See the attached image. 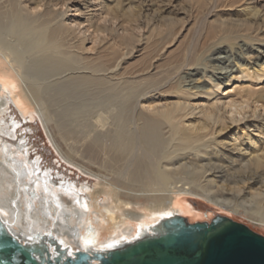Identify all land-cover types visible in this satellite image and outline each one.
I'll list each match as a JSON object with an SVG mask.
<instances>
[{
	"label": "bare ground",
	"instance_id": "obj_1",
	"mask_svg": "<svg viewBox=\"0 0 264 264\" xmlns=\"http://www.w3.org/2000/svg\"><path fill=\"white\" fill-rule=\"evenodd\" d=\"M193 1L202 20L192 39L190 29L185 35L188 50L177 45L181 58L161 64L166 47L152 50L150 40L166 0H0V216L22 242L53 235L70 254L106 251L153 234L177 214L197 223L187 197L228 203L220 192L231 184L238 191L260 185L253 197L264 205V95L254 83L264 79V67L248 65L264 58V0H239L240 35L222 22L204 38L218 0L206 9ZM143 26L151 27L141 40L152 45L149 61L125 68ZM117 40L125 50L116 49ZM242 79L251 85L233 89L238 99L221 96L223 86ZM9 101L22 114L36 111L63 159L97 181L88 200L74 203L77 192L64 183L51 189L52 174L38 161L34 169L26 149L20 159L16 126L4 117ZM251 108L261 110L259 121L244 123L255 117ZM230 112L240 118H225ZM245 214L264 226L263 216Z\"/></svg>",
	"mask_w": 264,
	"mask_h": 264
},
{
	"label": "rangeland",
	"instance_id": "obj_2",
	"mask_svg": "<svg viewBox=\"0 0 264 264\" xmlns=\"http://www.w3.org/2000/svg\"><path fill=\"white\" fill-rule=\"evenodd\" d=\"M76 1L79 3L82 0H76ZM166 1L167 2L163 4L164 5L163 10L165 11L163 14V18H164L163 20L164 21H161L160 22L161 24L159 22H155L153 24V28L157 29V33L150 40V41H153L151 44L154 47H152L151 44L145 43L146 40L141 42V40L144 39V37L145 38L148 37L149 32H150V28H151V27H144L143 26V29L141 31L140 30L137 31L136 38L131 42L133 45L132 47H134L135 50H134L133 56L130 59H128L127 62L125 63V65H124L125 68L130 67L133 70H138L140 68L141 63H144V61L145 62L149 61L150 56H149L148 52L151 51V50H149L150 46L152 47V50H153V48L164 49V47L162 45H164L166 47V50H165L166 54H165V57H163L164 60H162V62H160L161 64H164L165 63L164 61H166V59L177 60V59L181 58L182 49H183L182 47H185V50H188L187 43L190 44L191 39L194 36L193 33H194L195 29L199 27V25H200L199 22L202 20V17L198 14L199 10L195 9V7H197L196 2H194L193 0H166ZM168 2L171 3V6L167 5ZM201 2H202V4H201L202 7L203 8L205 7V9L207 6L211 7V5H212L211 0H206V1L202 0ZM241 2L242 1H239V0H218L217 2H215V5L217 7L216 11L214 12L213 17L209 18V20L212 21L213 23H211L209 25L210 28L209 27L203 28L207 32V33L203 32V38L208 33H211V32L215 33V29L217 30V28H218V26H216V25H219L222 22L229 23L230 25H228V28L233 31V35H238L240 28L238 29L236 27V25H234V24L237 23V25H238L237 21H238V19L241 18V16H238L235 13V8L242 6ZM4 7H5L4 13L7 16L6 20L9 22V19L11 18L10 17L11 16L10 7H8V4L6 2L4 3ZM76 7L79 8V5H76ZM166 8L168 10H166ZM181 13H182V15H181ZM73 15H75V13L71 12L70 16H73ZM82 21L84 22L85 20L82 19ZM165 21H166V23H165ZM171 21L172 22H179V23H177V25H175V26H171L172 25ZM214 22H218V23H215V26H214L215 28L213 29L214 31H212L213 27L211 28V26H212V24H214ZM182 24H184V25H182ZM231 25L235 28H232ZM161 26H163V27H161ZM170 28H173V29L171 30ZM161 29H163L162 33H163V31L167 30L165 32H166V34H168L167 35L168 37H169V32L172 34V35H170L169 39L166 38L167 36H165V32L161 35V32H160ZM189 29L191 31H189ZM210 29H211V32L210 31L208 32V30H210ZM169 30H171V31H169ZM188 31L192 34L188 33ZM243 31L244 30H242V33H243ZM173 32L175 33L174 38L171 37V36H174ZM179 32H181L182 34ZM177 33H179V35H177ZM245 33L246 32L244 31V34ZM240 34H241V32H240ZM185 35L186 36L189 35V38H191V39H189L188 37H185ZM103 36H107V34H105ZM176 36H178L179 38L175 39ZM163 37H165V38H163ZM174 39H175V41H174ZM108 40H110V38H107V41ZM154 40L157 41L156 43L158 45L155 43ZM158 40H159L162 47L160 46ZM160 40H162V41H160ZM171 40L173 42H177V43H174L175 45L174 44L172 45ZM184 40L186 41V45L184 44L185 43ZM180 41H182V43H179ZM121 42L122 41L117 40V42H116L117 44H116L115 41L114 42L111 41L109 45H111V44L115 45L116 44V49L118 51H120L122 49L125 50L126 45L122 44ZM166 42H168V43H166ZM165 43H166V45H165ZM180 44L181 45L183 44L184 46L182 45V47H181ZM146 45H148V46L146 47ZM167 45L169 47H167ZM177 45H179V47L182 48V49L180 48V50H179L181 52H175V51H178L176 49L179 48ZM90 46H91V42L88 43V47H90ZM151 47H150V49H151ZM144 50L147 51V53L143 52ZM185 50H183V53L185 52ZM114 51H115V46L113 47V50H110L109 52L114 53ZM173 51L176 54L180 53V56H179V54L176 55L175 53H173L174 55H172ZM169 52L171 54H169ZM107 54H108V52H106V54H104V55H107ZM168 55H170V56H168ZM261 55L264 56V52H262ZM183 56L184 55H182V57ZM144 57H146V58H144ZM173 58H176V59H173ZM251 63L252 64H248V65L256 66L259 68L264 67V58L262 57V58L256 59L255 57H253L251 59ZM254 83L259 84L258 86L255 87V90L258 91V93H259V95H257V96H263L264 95V79L260 82H254ZM232 84L229 87H226V86L222 87L221 96H227L228 94H231L233 96V97H231V99H238V96H239L238 92H237V94H235L236 92H234L233 89L235 87L240 86L239 88H243L245 90L246 88H249L251 85L249 80H247V79H244V80L242 79V80H238V81L235 80ZM5 94H6V92H4L3 89H1V87H0V97H2ZM221 100L224 103H227L229 101V99H226L224 97H222ZM9 102H11V103H8V105L5 107V109H7V112H6V115L4 117L11 124H15V126H16L15 127L17 130L16 137L13 138L12 141L14 142V145H16V144L21 145V149L23 150V152L19 153L20 159L24 160V155H25L24 152L28 151V158H29V161L31 162V164H33L34 169L37 168V161H38L40 163V167H41L42 171H44L45 173L50 172L52 174L51 178L53 180L52 181L53 184L48 185L51 189H54V188L56 189V188H58V186L60 184L64 183V184L69 185V187H71L72 189L75 188L77 194L73 195V199H74L73 202L74 203L79 200L80 196H81V201L83 200V198L84 199L86 198L88 200L89 198L87 195H91L98 188L97 181L91 177L86 176L78 168L70 165L69 163H67L63 159V157L59 154V152L53 146V144H52V142H51V140H50V138L46 132L44 124H43L41 118L36 113V111L33 110L31 113L22 114V111L16 105H14L12 101H9ZM200 103H204V102H200ZM246 112H248L249 115L255 116V117L253 119L252 118L246 119L244 123H246L247 121L251 122V123L259 121V119H256V118L259 117L260 114H262L261 110H257L254 114L253 108L246 110ZM242 114H245V111H242ZM224 117L228 118V119H230V118L235 119L236 117L240 118L239 115H236L233 112H230V113L224 115ZM2 122L5 123L4 120H2ZM239 125L242 126L243 123L239 124ZM4 129L7 130L6 125L4 126ZM14 145H12V149H14V151H17V148ZM21 156H23V157H21ZM222 184L223 183H221L220 185H222ZM260 187H261L260 185L256 186L255 187V188H257V190H256L255 188L248 189L247 187H244L243 185H239L238 188L242 189V191H238V190H236L237 186L231 184V186H229L228 188H225V191L220 192L221 194L228 197V199L230 200L231 203L230 202L227 203V202H224L222 200H220L219 202L210 203L203 198L187 197L188 203L190 204V206L194 209L195 212L198 213V215H200V217L193 220V222L211 221L216 216L223 215V216H228V217L232 218L236 222L247 225L256 233H259V234L264 236V226H262L259 222L251 219L250 216L245 214V213H249L252 215H257L259 217H262V216L264 217V215H263L264 214V205L262 203H260V201H259L260 199H258V198L254 199V197H253V194L256 195L255 194L256 191L259 192L258 188H260ZM253 190H255V191H253ZM226 191H227V193H226ZM33 192L36 194L35 199H37V193L35 192V190H33ZM104 200H105V197L103 195H97V201L99 203H103ZM261 204H262V206H260ZM237 205H238V207H237ZM187 218H188L189 222L192 223V220H191L192 217L189 216ZM101 240H102V242H106L107 238L105 236H103L101 238Z\"/></svg>",
	"mask_w": 264,
	"mask_h": 264
},
{
	"label": "water",
	"instance_id": "obj_3",
	"mask_svg": "<svg viewBox=\"0 0 264 264\" xmlns=\"http://www.w3.org/2000/svg\"><path fill=\"white\" fill-rule=\"evenodd\" d=\"M106 251H76L53 235L22 242L0 216V264H264V236L232 218L191 223L182 215Z\"/></svg>",
	"mask_w": 264,
	"mask_h": 264
}]
</instances>
